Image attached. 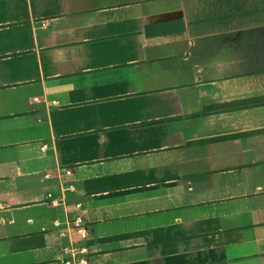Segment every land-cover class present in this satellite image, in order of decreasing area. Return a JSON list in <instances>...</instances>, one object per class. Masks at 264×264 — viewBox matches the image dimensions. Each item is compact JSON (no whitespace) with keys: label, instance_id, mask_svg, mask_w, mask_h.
Here are the masks:
<instances>
[{"label":"crops","instance_id":"0c3cea01","mask_svg":"<svg viewBox=\"0 0 264 264\" xmlns=\"http://www.w3.org/2000/svg\"><path fill=\"white\" fill-rule=\"evenodd\" d=\"M78 202L90 264H264V0H0V264Z\"/></svg>","mask_w":264,"mask_h":264},{"label":"built area","instance_id":"2783aa9c","mask_svg":"<svg viewBox=\"0 0 264 264\" xmlns=\"http://www.w3.org/2000/svg\"><path fill=\"white\" fill-rule=\"evenodd\" d=\"M35 100L39 101L40 98L35 97ZM52 103H59L57 100H53ZM49 148V144H44L42 149L46 150ZM64 174L67 176L72 175V169L66 168ZM49 176V175H47ZM68 190H75L74 184L68 186H63L61 188V200H65V192ZM51 203L57 205L59 204L60 199H58L55 194L49 193L48 195ZM76 213L73 217L67 218L65 222H61L59 219L55 221V226L60 227L62 224L65 225V228L60 229L59 236L62 238H68L69 242L64 244L61 248L63 253L62 264H90L91 250L85 244H81V241H75L74 235H78L80 240H86L88 238V228L86 219L84 216L83 204L81 202L76 203L75 205Z\"/></svg>","mask_w":264,"mask_h":264}]
</instances>
